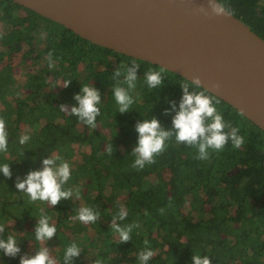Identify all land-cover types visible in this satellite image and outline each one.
<instances>
[{
  "label": "trees",
  "instance_id": "obj_1",
  "mask_svg": "<svg viewBox=\"0 0 264 264\" xmlns=\"http://www.w3.org/2000/svg\"><path fill=\"white\" fill-rule=\"evenodd\" d=\"M219 2L264 38V0ZM0 58V264H264V130L243 113L13 0Z\"/></svg>",
  "mask_w": 264,
  "mask_h": 264
},
{
  "label": "water",
  "instance_id": "obj_2",
  "mask_svg": "<svg viewBox=\"0 0 264 264\" xmlns=\"http://www.w3.org/2000/svg\"><path fill=\"white\" fill-rule=\"evenodd\" d=\"M13 1L184 76L264 130V38L219 0Z\"/></svg>",
  "mask_w": 264,
  "mask_h": 264
},
{
  "label": "rangeland",
  "instance_id": "obj_3",
  "mask_svg": "<svg viewBox=\"0 0 264 264\" xmlns=\"http://www.w3.org/2000/svg\"><path fill=\"white\" fill-rule=\"evenodd\" d=\"M20 52L21 51H17V52H14L13 54H12V57H11V62H9L10 64H12L13 65V67H14V69H12V73L10 74V76L11 77H13L14 78V76L17 78V80H18V83L21 85L22 84V82L24 81V72H22L21 73V71H20V69H19V64L20 63H18L19 62V57H20ZM5 57V56H4ZM3 57V58H4ZM3 58H0V70H1V68H2V61H1V59H3ZM9 75V74H8ZM60 83H61V81H60ZM1 87V86H0ZM77 126L79 127V128H81V123L79 122V123H77Z\"/></svg>",
  "mask_w": 264,
  "mask_h": 264
}]
</instances>
